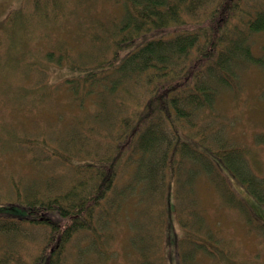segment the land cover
<instances>
[{
    "label": "trees",
    "instance_id": "obj_1",
    "mask_svg": "<svg viewBox=\"0 0 264 264\" xmlns=\"http://www.w3.org/2000/svg\"><path fill=\"white\" fill-rule=\"evenodd\" d=\"M66 1L24 0L22 8L31 7L32 16L46 12L42 21L48 23L66 13ZM121 3L119 13L98 20L90 33V62L83 73L77 69L72 80L81 83L75 92L91 91L95 111L86 109L87 123L82 120L85 115H78L81 126L74 134H61L55 142L44 140L41 151L54 154L58 178L49 172L43 184L38 178L32 187L14 182L11 196L0 201V232L19 240L29 236L28 227L39 225L42 241L37 242L33 264H70L73 250L80 251L75 239L86 233L95 239L89 243L95 244L94 250L109 257L102 240L98 242L100 227L107 218L113 220L122 202L133 199L138 208L129 222V238L138 245L137 264H167L166 199L174 185V208L183 231L177 238L178 262L192 264L202 253L215 264H248L221 239L220 222L213 226L201 199L194 196L201 175L214 174L248 227L264 230L258 213L219 170L229 169L231 177L261 202L264 176L249 168L246 150L228 144L219 128L199 126V121L215 115L224 91L238 89L250 65L264 72V44L261 53L254 49L258 37H264V0ZM257 138L263 141L264 133ZM25 140L37 162V138ZM183 196L190 197L189 205L179 202ZM12 217L13 223L7 220ZM20 221L29 224L17 226ZM17 258L21 261L20 254Z\"/></svg>",
    "mask_w": 264,
    "mask_h": 264
},
{
    "label": "rangeland",
    "instance_id": "obj_2",
    "mask_svg": "<svg viewBox=\"0 0 264 264\" xmlns=\"http://www.w3.org/2000/svg\"><path fill=\"white\" fill-rule=\"evenodd\" d=\"M23 1L0 0V201L11 196L14 182L20 187L36 186L34 178L43 184L49 172L58 178L57 171L50 169L54 154L50 149L41 151L44 140L52 142L53 138L60 139L61 134L64 137L74 134L81 126L78 115H85L84 123L90 120L86 109L95 111L96 102L90 98L89 89L75 92L76 85L81 86V83L72 80L77 69L83 73L90 62L87 56L92 48L90 33L97 29L98 20L108 19L115 11L119 13L122 4L121 0H67L66 13L59 20L46 23L42 21L46 12L32 16L29 14L31 7L22 8ZM41 10L44 7H40ZM263 44L264 37L260 35L254 44L255 51L261 53ZM56 56L61 59V65L56 64ZM263 86L262 68L250 65L243 73L238 89L224 91L219 96L215 115L199 121L200 128H208V125L215 130L219 128L217 132L221 138L228 139V144L243 147L249 168L258 176H264V140L257 138L258 134L264 133ZM34 138L41 146L37 151L40 155L37 162L25 144L28 142L25 139ZM81 146V149L90 147L89 144ZM224 170H219L224 179L264 222V202L257 200L245 185L236 182L229 169ZM209 175L211 178L201 175L194 198L201 199L213 226L220 222L219 236L230 244L239 259L248 264H264V230H251L235 205L226 200L224 189L218 187V184L225 186L223 181L218 183L213 179L214 174ZM175 192L171 185L166 199V230L169 231L164 235L163 244L167 242L165 247H169L167 264H181L178 262L177 238L183 231L174 208ZM189 198L183 196L179 202L189 205ZM136 208L133 199L122 202L113 220L107 218L100 227L102 235L98 242L102 240L109 250V257L104 251L101 257L94 250L95 244L89 243L95 239L86 233L75 239L74 246L80 251L73 250L70 264H137L138 245L131 244L129 238V222ZM20 223L24 227L29 224L26 221ZM41 231L39 225H32L25 230L29 236L19 240L13 239L12 235L5 237L0 232V264L7 261V264H33L39 252L37 242L41 240ZM161 251L162 248H158V252ZM19 254L21 261L17 258ZM196 255L192 264H215L202 253ZM3 256L7 258L4 261ZM43 263V260L38 262Z\"/></svg>",
    "mask_w": 264,
    "mask_h": 264
}]
</instances>
